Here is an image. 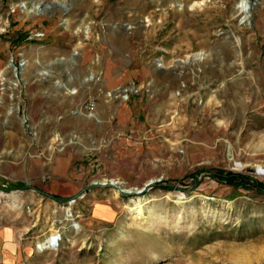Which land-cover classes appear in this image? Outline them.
Listing matches in <instances>:
<instances>
[{"label": "rangeland", "instance_id": "obj_1", "mask_svg": "<svg viewBox=\"0 0 264 264\" xmlns=\"http://www.w3.org/2000/svg\"><path fill=\"white\" fill-rule=\"evenodd\" d=\"M0 174L49 264H264V0H0Z\"/></svg>", "mask_w": 264, "mask_h": 264}, {"label": "crops", "instance_id": "obj_2", "mask_svg": "<svg viewBox=\"0 0 264 264\" xmlns=\"http://www.w3.org/2000/svg\"><path fill=\"white\" fill-rule=\"evenodd\" d=\"M109 213L111 215L110 211ZM110 215L107 217L110 218ZM95 217L99 219L106 216L96 213ZM4 220L8 218L0 213V264H49V258L58 262L73 251L68 250L71 238L64 234L59 250L41 252L36 247L39 238L26 236L20 227H16V224L3 223ZM53 235H56V232L50 236ZM78 251L81 252L82 248Z\"/></svg>", "mask_w": 264, "mask_h": 264}, {"label": "water", "instance_id": "obj_3", "mask_svg": "<svg viewBox=\"0 0 264 264\" xmlns=\"http://www.w3.org/2000/svg\"><path fill=\"white\" fill-rule=\"evenodd\" d=\"M261 174H263V171L261 170L260 172ZM151 186V184H149V186L146 188V190ZM29 190H33L39 194L54 198L52 195H49L33 186H20L16 181L11 180L10 178L3 176L0 174V192H2L3 194H8V193H12V192H25V191H29ZM145 191V190H144Z\"/></svg>", "mask_w": 264, "mask_h": 264}, {"label": "bare ground", "instance_id": "obj_4", "mask_svg": "<svg viewBox=\"0 0 264 264\" xmlns=\"http://www.w3.org/2000/svg\"><path fill=\"white\" fill-rule=\"evenodd\" d=\"M174 1H176V0H174ZM25 5L27 6L26 3L24 4V6ZM40 5H41L40 3H36L33 10L37 11L39 9ZM249 8H250V3L242 1L241 6L236 10L235 14H239L240 16H244V19H246L248 17V14L250 13ZM80 29H81V27H79V30L77 31V33L80 32ZM86 32L89 35V33H90V28L89 27L86 29ZM71 92L72 93H76L75 90H72ZM1 195H2V192H0V196ZM140 212H141V210H140ZM70 216L71 215H69V217ZM76 227L80 228V226L78 227V225ZM51 241H52V239H50V237H49L47 239V242H44V243L41 244V248L45 249L46 246H48V245L50 246L51 245Z\"/></svg>", "mask_w": 264, "mask_h": 264}, {"label": "built area", "instance_id": "obj_5", "mask_svg": "<svg viewBox=\"0 0 264 264\" xmlns=\"http://www.w3.org/2000/svg\"><path fill=\"white\" fill-rule=\"evenodd\" d=\"M56 244V247H57V245H58V240L56 239V240H54V242L53 243H51V245L53 246V245H55Z\"/></svg>", "mask_w": 264, "mask_h": 264}]
</instances>
